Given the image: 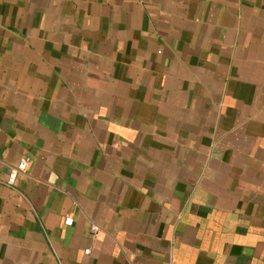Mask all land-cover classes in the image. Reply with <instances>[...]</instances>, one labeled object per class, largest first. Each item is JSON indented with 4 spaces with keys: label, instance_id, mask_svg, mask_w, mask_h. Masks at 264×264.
<instances>
[{
    "label": "crops",
    "instance_id": "obj_1",
    "mask_svg": "<svg viewBox=\"0 0 264 264\" xmlns=\"http://www.w3.org/2000/svg\"><path fill=\"white\" fill-rule=\"evenodd\" d=\"M0 264H264V0H0Z\"/></svg>",
    "mask_w": 264,
    "mask_h": 264
},
{
    "label": "built area",
    "instance_id": "obj_2",
    "mask_svg": "<svg viewBox=\"0 0 264 264\" xmlns=\"http://www.w3.org/2000/svg\"><path fill=\"white\" fill-rule=\"evenodd\" d=\"M29 160H30L29 157H24L17 163L16 166H12L9 168V175H8L7 180H6V182L8 184H11L14 182L17 173H24L25 172ZM72 222H73L72 216L68 215L65 217V219H64L65 224L71 225ZM100 231H102V228L98 224H96L94 222H92L90 224V232H91V235L93 237H97ZM88 251H89V249L86 248L85 252L88 253Z\"/></svg>",
    "mask_w": 264,
    "mask_h": 264
}]
</instances>
